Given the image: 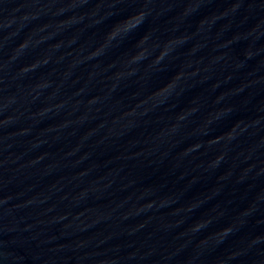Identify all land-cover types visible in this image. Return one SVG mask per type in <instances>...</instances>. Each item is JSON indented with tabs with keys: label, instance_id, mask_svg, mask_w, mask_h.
<instances>
[{
	"label": "water",
	"instance_id": "95a60500",
	"mask_svg": "<svg viewBox=\"0 0 264 264\" xmlns=\"http://www.w3.org/2000/svg\"><path fill=\"white\" fill-rule=\"evenodd\" d=\"M0 264H264V0H0Z\"/></svg>",
	"mask_w": 264,
	"mask_h": 264
}]
</instances>
